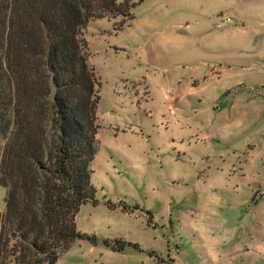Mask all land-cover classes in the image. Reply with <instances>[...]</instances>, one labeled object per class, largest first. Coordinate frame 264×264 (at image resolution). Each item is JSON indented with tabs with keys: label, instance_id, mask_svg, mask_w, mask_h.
<instances>
[{
	"label": "rangeland",
	"instance_id": "obj_1",
	"mask_svg": "<svg viewBox=\"0 0 264 264\" xmlns=\"http://www.w3.org/2000/svg\"><path fill=\"white\" fill-rule=\"evenodd\" d=\"M120 1L135 4L122 30H83L98 204L76 223L97 243L55 264H264V0Z\"/></svg>",
	"mask_w": 264,
	"mask_h": 264
},
{
	"label": "trees",
	"instance_id": "obj_2",
	"mask_svg": "<svg viewBox=\"0 0 264 264\" xmlns=\"http://www.w3.org/2000/svg\"><path fill=\"white\" fill-rule=\"evenodd\" d=\"M134 7L120 0H0V186L7 191L0 264H55L73 242L97 243L76 223L84 205L98 204L91 166L100 98L83 30L119 17L122 30Z\"/></svg>",
	"mask_w": 264,
	"mask_h": 264
}]
</instances>
